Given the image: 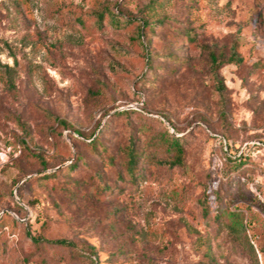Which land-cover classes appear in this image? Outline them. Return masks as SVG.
<instances>
[{"label": "rangeland", "instance_id": "1", "mask_svg": "<svg viewBox=\"0 0 264 264\" xmlns=\"http://www.w3.org/2000/svg\"><path fill=\"white\" fill-rule=\"evenodd\" d=\"M148 1L0 0V264H264V0Z\"/></svg>", "mask_w": 264, "mask_h": 264}, {"label": "trees", "instance_id": "2", "mask_svg": "<svg viewBox=\"0 0 264 264\" xmlns=\"http://www.w3.org/2000/svg\"><path fill=\"white\" fill-rule=\"evenodd\" d=\"M153 1L152 0L148 1L146 4L147 7L150 3H153ZM117 14H120L119 11L117 9H114L112 13L110 14V16H112L113 19H115L118 17ZM96 16L98 20L102 19L103 17L102 13L100 12ZM129 20L131 21L132 19L128 17L123 18V21L125 22H130ZM147 25L148 24L145 20H141L139 25L136 26L137 27L136 36H135L136 40L139 41V37L140 36L142 37L143 29ZM232 53L233 51H231V54L225 59H217L216 56L212 52L208 53L209 61H210L209 62V73L212 79V87L220 99L223 98V93L225 90V86H224L223 80L219 72L220 65L224 62L231 61L234 56V53L233 54ZM144 57L146 59L145 63L147 64V67H148V62H147L148 54H145ZM2 83L9 90L13 88L12 80L8 76H6L2 80ZM43 113L46 117L56 121L58 124H61V125L65 124L63 119L58 118L57 116L51 114L49 111L43 110ZM166 140H168L166 143L167 146L174 151V157L172 160L168 162L161 161V163H166L168 166H171L175 163H180L181 154H182L181 139L178 136H172L168 134V138ZM126 155L127 157H126V162H125V168L127 172L130 175H132V171L134 169V163H135V150L133 148L132 140H129V142L127 143ZM67 166H70V165L68 164ZM102 188H105V186L103 185ZM206 202H207V194L205 193L204 196L200 200L201 210L205 215H207L209 212L206 206L207 204ZM213 217L215 221L217 223L222 224L223 227L226 228L229 233L236 234V235L242 234L245 237V226L243 223V214L239 210H236V209L229 210L225 206L223 207L221 205H217L216 209L214 210ZM58 242H63V241L59 240ZM247 247H248V252L256 261V254H255L252 244L247 242ZM259 251L261 252L263 260H264V246H261L259 248ZM203 264H217V263L214 262L212 258H209L208 260L204 261Z\"/></svg>", "mask_w": 264, "mask_h": 264}]
</instances>
